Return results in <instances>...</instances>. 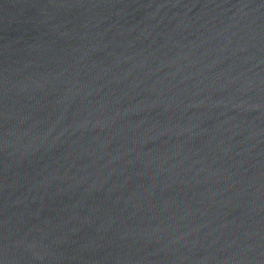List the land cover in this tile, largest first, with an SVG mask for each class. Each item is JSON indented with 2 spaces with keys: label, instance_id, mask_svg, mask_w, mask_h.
I'll use <instances>...</instances> for the list:
<instances>
[{
  "label": "water",
  "instance_id": "1",
  "mask_svg": "<svg viewBox=\"0 0 264 264\" xmlns=\"http://www.w3.org/2000/svg\"><path fill=\"white\" fill-rule=\"evenodd\" d=\"M0 264H264V0H0Z\"/></svg>",
  "mask_w": 264,
  "mask_h": 264
}]
</instances>
